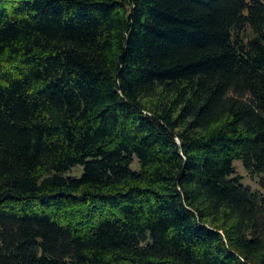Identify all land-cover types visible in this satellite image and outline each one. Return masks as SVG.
I'll return each instance as SVG.
<instances>
[{"label": "trees", "instance_id": "16d2710c", "mask_svg": "<svg viewBox=\"0 0 264 264\" xmlns=\"http://www.w3.org/2000/svg\"><path fill=\"white\" fill-rule=\"evenodd\" d=\"M0 264H264V0H0Z\"/></svg>", "mask_w": 264, "mask_h": 264}, {"label": "rangeland", "instance_id": "374dc122", "mask_svg": "<svg viewBox=\"0 0 264 264\" xmlns=\"http://www.w3.org/2000/svg\"><path fill=\"white\" fill-rule=\"evenodd\" d=\"M136 164L133 165L135 167ZM234 166L237 170V173H239L242 176L241 182L246 183L250 185L254 189H259V182L256 181V178H253L248 172L247 169L243 166V163L241 160H235L234 161ZM81 171V168H80ZM74 173H80L79 172V167H75L73 169ZM72 172V173H73Z\"/></svg>", "mask_w": 264, "mask_h": 264}]
</instances>
